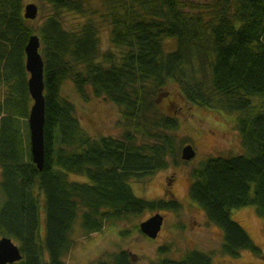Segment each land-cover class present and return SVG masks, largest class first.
<instances>
[{
	"label": "trees",
	"instance_id": "trees-1",
	"mask_svg": "<svg viewBox=\"0 0 264 264\" xmlns=\"http://www.w3.org/2000/svg\"><path fill=\"white\" fill-rule=\"evenodd\" d=\"M37 1L51 8L39 27L24 19V0H0V238L20 248L16 264H66L77 229L89 237L145 212L180 209L175 200L138 198L130 186L179 167L190 144L177 136L175 113L160 108L166 93L171 103L180 95L190 105L238 115L246 154L193 169L189 195L223 231L219 253L251 252L264 261L232 219L234 210L254 207L264 221V0ZM67 15L75 17L73 29L65 26ZM100 23L110 29L107 51ZM33 36L44 60L42 171L32 161L28 131L26 47ZM172 39L176 49L167 52ZM67 83L85 102L94 97L119 107L122 135L90 136L64 95ZM71 174L89 181H71ZM213 254L192 251L150 264H213ZM135 257L120 250L111 264H135Z\"/></svg>",
	"mask_w": 264,
	"mask_h": 264
},
{
	"label": "rangeland",
	"instance_id": "rangeland-1",
	"mask_svg": "<svg viewBox=\"0 0 264 264\" xmlns=\"http://www.w3.org/2000/svg\"><path fill=\"white\" fill-rule=\"evenodd\" d=\"M212 0H195L205 3ZM36 4L39 7L38 19L34 22L39 27L51 14V8L37 0H24V5ZM75 17H64L65 26L73 29ZM100 40L103 51L111 48L110 29L108 24L100 23ZM167 41V52L176 49V40ZM170 88V89H169ZM173 95L175 87H169ZM64 95L76 104V115L82 127L93 138L120 137L122 129L118 127L121 121V110L104 99L88 101L79 99L71 83L64 88ZM166 93L159 100L160 108L177 116L179 120V139H189L197 155L193 161L182 162L179 167H170L154 176L151 180L139 183L131 182L130 186L136 197L148 201L175 200L180 203L178 211L164 209V225L159 237L155 240L141 235L135 227L152 217L156 212H145L139 217L108 224L100 234L86 237L78 229L75 230L74 247L66 257V264H99L107 255L119 250H128L135 257V264H150L151 262L170 259L182 260L192 251L212 254L213 264H264L251 252H242L238 258H231L219 253L224 243L223 231L207 221L205 213L189 195L192 185L191 172L210 158H230L245 155L239 133L236 131L238 115L215 111L188 104L182 96L176 95L174 102L166 98ZM254 104H262L263 100L254 99ZM172 105V106H171ZM25 133L27 135L26 125ZM75 182H87L84 176L69 175ZM233 221L243 227L252 240L264 253V221L254 207H246L232 212ZM125 234L123 235V233ZM127 232V233H126ZM107 264L110 262L107 261Z\"/></svg>",
	"mask_w": 264,
	"mask_h": 264
},
{
	"label": "water",
	"instance_id": "water-1",
	"mask_svg": "<svg viewBox=\"0 0 264 264\" xmlns=\"http://www.w3.org/2000/svg\"><path fill=\"white\" fill-rule=\"evenodd\" d=\"M39 14V8L35 4L25 7V20L34 21ZM40 40L32 37L26 47V70L29 74L28 88L33 100L29 117L31 156L38 170L42 171L45 163V84H44V60L40 54ZM196 151L191 145L182 150V160L190 162L196 158ZM164 217L154 215L140 225L142 234L150 239H157L162 231ZM19 247L11 238L0 239V264H15L22 260Z\"/></svg>",
	"mask_w": 264,
	"mask_h": 264
}]
</instances>
